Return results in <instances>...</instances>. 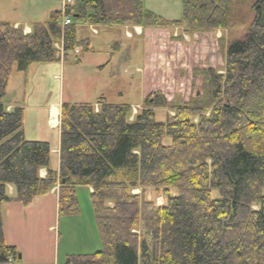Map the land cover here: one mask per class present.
<instances>
[{
  "label": "trees",
  "instance_id": "trees-1",
  "mask_svg": "<svg viewBox=\"0 0 264 264\" xmlns=\"http://www.w3.org/2000/svg\"><path fill=\"white\" fill-rule=\"evenodd\" d=\"M169 1L181 3L179 21L146 10L143 0H75L65 10L74 26L61 28L62 14L53 12L28 35L0 21V264L21 260L5 241L3 206L27 207L58 184L60 218L79 215L77 187L92 189L102 243L100 251L70 256L65 264H264V0L253 5L243 39L223 52L222 73L192 69L190 88L200 82L199 95L170 102L162 93L149 94L133 120L130 105L103 98L63 104L58 173L50 169V145L26 140L23 108L8 110L14 72L59 63L54 42L63 40L65 53L88 50L76 24L193 33L229 26L228 0ZM129 54L122 51L120 62L128 64ZM163 109L174 115L159 123L155 111ZM119 171L128 180L109 181Z\"/></svg>",
  "mask_w": 264,
  "mask_h": 264
},
{
  "label": "rangeland",
  "instance_id": "rangeland-1",
  "mask_svg": "<svg viewBox=\"0 0 264 264\" xmlns=\"http://www.w3.org/2000/svg\"><path fill=\"white\" fill-rule=\"evenodd\" d=\"M256 1L228 0L229 26L225 30L189 32L184 41L182 35L171 36L169 43L166 44L163 41L161 29L165 30L167 27L159 28L158 38L157 35L147 36L145 39L135 36L129 40L125 38L122 31L121 40L133 54L131 63L124 65L129 70V74L125 75L122 71L124 74L122 73L120 76L112 75V70L109 69L107 74L110 78L104 74L101 79H98V84L94 81L92 62L83 63L82 61L88 52L82 47L79 48L81 53L79 56H75L73 51L70 52L64 64L63 73V92L66 99L77 102L76 104L81 102L95 104L103 94L108 103L115 104L120 101L133 106V108L139 106L140 110L137 111L140 113L144 102L140 91L148 92L150 87L152 88L150 94L162 93L170 102L175 98L185 101L190 94L195 96L197 93L199 95L201 92L200 82L197 83L198 87L196 85L194 90L190 88L189 80L192 69L212 67L218 71L223 70V52L229 45L243 39L247 28L254 19L252 8ZM143 2L146 10L166 21H179L182 18V5L179 1L143 0ZM60 5H63V0H0V20L3 23L18 22L22 28L33 29L37 24L45 22L50 12L56 11ZM142 28L145 30V27ZM131 32L133 33L132 30ZM106 37L118 38L119 36L101 33L98 37L90 38V44L98 55H101V51L106 47V41H103ZM78 58L79 60H77ZM93 59L98 61L99 58L94 56ZM144 59L146 61L143 64ZM148 63L149 65H147ZM141 70L146 71L144 85L141 83L142 74L137 72ZM16 77L14 75L11 81V88L17 83ZM171 113L173 112L170 109L156 110V121L165 123L167 115H172ZM164 144L169 145L170 140L164 139ZM127 180L128 174L125 171L116 172L109 178V181L113 182ZM152 195L154 194H151V198ZM76 197L79 203V215L61 217L58 229L60 234L58 264H65L64 252L70 256H78L90 251L95 253L102 249V245L99 249H91L93 244L96 245L94 240L99 237V234L90 202V193L86 187H78L76 188ZM159 203H162L161 200ZM98 241H101L100 237Z\"/></svg>",
  "mask_w": 264,
  "mask_h": 264
},
{
  "label": "crops",
  "instance_id": "crops-1",
  "mask_svg": "<svg viewBox=\"0 0 264 264\" xmlns=\"http://www.w3.org/2000/svg\"><path fill=\"white\" fill-rule=\"evenodd\" d=\"M74 1V0H73ZM63 5L56 11H62ZM49 14V16H50ZM48 16V17H49ZM48 19V18H47ZM1 21V20H0ZM5 21V20H4ZM46 22V21H45ZM43 22L42 24H44ZM10 23V22H9ZM8 23V24H9ZM14 27L22 26L18 22L10 23ZM41 24V23H40ZM39 25V24H37ZM29 31H32L27 27ZM133 31V33L131 32ZM159 28L145 27L144 28H131L122 26H84L82 24L77 25L78 40H87L89 43L88 52L82 59L83 63H91L94 67H91L94 71V81L98 84V79L104 74H107V70L112 71L119 66L120 76L123 72L125 75L129 74L125 72L127 69L124 65L131 63L133 57L131 49L124 45L121 33L124 32L126 39H133L135 36L144 37L159 34ZM162 30V37L164 42L169 43L171 36H184V28H167ZM174 30V31H172ZM101 33L118 35V38L103 39L106 41V47L101 51V55H98L96 50L90 44V38L98 37ZM121 46V49L118 46ZM129 48V62L124 64L120 62V55L122 51ZM81 53L75 56H79ZM94 56H98V61L94 60ZM79 60V58L77 59ZM146 59H144L143 64ZM81 63V61H80ZM149 65V63L147 64ZM81 67L83 65H80ZM64 63L53 64H35L29 67L26 73L14 72L12 75L8 87L6 102L8 104V110H13L16 107H21L24 110V136L26 140L32 142H45L50 145L51 159L50 169L54 172H59L60 169V113L63 104H76L72 100L66 99L63 92L64 84ZM123 71V72H122ZM141 83L144 85L146 71L141 70ZM136 72V73H137ZM123 73V74H124ZM16 77L17 83L11 88L10 84L13 77ZM108 78L110 76L107 74ZM106 77V76H105ZM105 79V78H104ZM133 79V77H132ZM134 80V79H133ZM152 88L148 92H141L142 100L151 93ZM122 96V94H120ZM106 98L101 94V97ZM99 98V99H100ZM119 103V104H117ZM117 105H123L122 102H117ZM87 104V103H79ZM91 104V103H89ZM112 104V103H110ZM129 105V104H128ZM133 107V106H132ZM47 175L46 170L40 171V176L45 178ZM78 188V187H77ZM83 188V187H82ZM10 194L13 193V188L10 187ZM90 193L89 189L87 188ZM58 192L59 185L46 196L37 198L34 202L24 207L18 203L7 204L2 208L4 237L7 245L16 247L21 253V260L19 262H10L8 264H58L60 258V234L58 233L61 218L58 214ZM150 196H148L149 198ZM95 236V233H94ZM97 238V237H96ZM99 237L94 240L96 245L93 244L92 248L99 249L101 247V241H98ZM100 250H97V252ZM94 252H86L78 256L90 255ZM96 253V252H95ZM65 261L70 257L67 252H64ZM76 256V255H71ZM66 263V262H65Z\"/></svg>",
  "mask_w": 264,
  "mask_h": 264
},
{
  "label": "built area",
  "instance_id": "built-area-1",
  "mask_svg": "<svg viewBox=\"0 0 264 264\" xmlns=\"http://www.w3.org/2000/svg\"><path fill=\"white\" fill-rule=\"evenodd\" d=\"M71 24V20L69 18H64L62 20V25L63 26H69ZM58 48V46H56Z\"/></svg>",
  "mask_w": 264,
  "mask_h": 264
},
{
  "label": "water",
  "instance_id": "water-1",
  "mask_svg": "<svg viewBox=\"0 0 264 264\" xmlns=\"http://www.w3.org/2000/svg\"><path fill=\"white\" fill-rule=\"evenodd\" d=\"M21 258V257H20Z\"/></svg>",
  "mask_w": 264,
  "mask_h": 264
}]
</instances>
